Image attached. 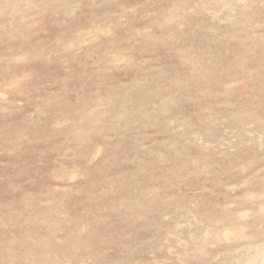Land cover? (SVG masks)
Returning <instances> with one entry per match:
<instances>
[{
  "label": "rangeland",
  "instance_id": "obj_1",
  "mask_svg": "<svg viewBox=\"0 0 264 264\" xmlns=\"http://www.w3.org/2000/svg\"><path fill=\"white\" fill-rule=\"evenodd\" d=\"M8 2L0 62L35 77L42 114L29 109L33 123L14 116L10 132L27 129L32 139L15 152V137L0 132V249L14 243L24 264H152L175 260L171 246L192 253L191 264L203 255L186 242L211 223V261L220 252L264 264V20L227 8L181 12L180 0H162L157 16H146L143 0H66L67 9ZM77 93L92 106L114 98L108 110L131 116L107 141L82 125L84 143L62 163L85 166L86 178H55L52 148L64 136L51 137L48 121L64 106L43 101ZM189 160L200 163L182 168Z\"/></svg>",
  "mask_w": 264,
  "mask_h": 264
},
{
  "label": "clouds",
  "instance_id": "obj_2",
  "mask_svg": "<svg viewBox=\"0 0 264 264\" xmlns=\"http://www.w3.org/2000/svg\"><path fill=\"white\" fill-rule=\"evenodd\" d=\"M162 0H143V7L145 9L146 16H157L158 13L151 11L154 7H159ZM41 4L45 8L52 9H67L71 7L67 4L66 0H41ZM41 4L31 5L32 7H40ZM0 7L4 8L5 11L12 7L8 0H0ZM173 8L177 11H183L187 9L190 13H195L196 10H208L213 8H224L232 11L237 17L242 18L244 21H251L255 17H260L264 20V0H194L193 3L189 4L187 0H180L179 3L174 4ZM66 16H71L72 13L65 11ZM35 77L24 79L16 71V66L12 64L11 61L0 62V132L8 133L13 135L15 139L10 140L9 143L13 144L14 147L11 151H17L22 143H32L30 136L26 135L25 132L14 131L10 132L12 129H16V125L20 123L18 119H15L16 114L23 115L25 120L29 123H33L32 117H39L42 114V109L40 105L35 103L36 94L38 92L37 86L33 83ZM59 103L64 106V112L61 115H53L48 121V129L51 137L64 136V140L60 144H56L52 151L57 153L56 160L54 164L60 165L57 171L61 172L60 176L55 178L67 179L68 172L74 171L83 180L87 176V168L85 166L76 167L75 165L71 170L63 168L62 161L64 159H75L77 156V149L84 143L81 136V126L87 125L89 127L88 135L96 134L97 136H102V138L107 141L109 138L106 133L118 131L123 122L128 121L131 113L128 109L121 106L120 110L115 114H112L108 109H110L114 104V98H109L106 103L95 102V106H92L88 102L82 100L81 96L77 93L73 97L59 96L50 100H44L43 104H53ZM163 103V102H162ZM35 107L36 111L32 113V117L27 115L29 109ZM139 111V110H138ZM162 116H167L166 106L160 109ZM111 116L110 121H106L105 117ZM162 123H168V121L162 120ZM139 123V121H138ZM111 125L109 127L108 125ZM143 127H151L150 124H144ZM123 127L127 128V123H123ZM67 132V134H65ZM264 140V136H262ZM203 144V141H201ZM75 144V147L73 145ZM204 150L207 151L211 145L203 144ZM264 147V144H262ZM7 150V149H6ZM60 153H63L61 156ZM68 153H72V157L68 156ZM91 152L85 157L87 163L90 165L93 163L90 158ZM199 160H189L186 161L182 168H187L189 164L198 165ZM242 171V169H241ZM191 174V173H190ZM246 183V182H245ZM244 184L233 185L231 187L226 186L228 192H233L236 188H242ZM230 205L225 204L224 208L227 209ZM193 219H195L193 217ZM197 223H201L197 221ZM203 228V234L201 236H191L189 241L186 243L195 244L196 251L201 255H207L206 249L212 247L209 243V237L214 235V225L209 223L208 225L201 224ZM177 239L179 237L177 236ZM0 251L5 253L4 259L0 260V264H24L22 258L16 255L17 249L14 243L5 246ZM160 251H163L161 248ZM168 253L175 254L176 259L172 260L165 257L160 260H154L152 264H185V259L192 255L188 251L177 252L175 248L168 247ZM214 259L218 260L219 257ZM212 264V262H209ZM221 264H230V262L222 261Z\"/></svg>",
  "mask_w": 264,
  "mask_h": 264
},
{
  "label": "bare ground",
  "instance_id": "obj_3",
  "mask_svg": "<svg viewBox=\"0 0 264 264\" xmlns=\"http://www.w3.org/2000/svg\"><path fill=\"white\" fill-rule=\"evenodd\" d=\"M222 247H223V249L228 250V249H233L236 246H235V244L224 243L222 245ZM219 250H221V249H219ZM218 254H219L220 257H219V259L216 262L211 261L210 257L208 255H203L202 256V260L200 262L192 259L191 264H209V262H212V264H221L222 261L230 262V264H236L238 258H240V255H234V254H232V255H230V254L223 255L220 252Z\"/></svg>",
  "mask_w": 264,
  "mask_h": 264
}]
</instances>
